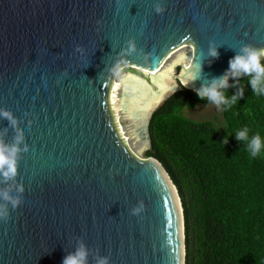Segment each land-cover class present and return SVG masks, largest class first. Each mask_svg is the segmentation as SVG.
Listing matches in <instances>:
<instances>
[{
    "label": "water",
    "instance_id": "obj_1",
    "mask_svg": "<svg viewBox=\"0 0 264 264\" xmlns=\"http://www.w3.org/2000/svg\"><path fill=\"white\" fill-rule=\"evenodd\" d=\"M187 45L167 91L146 80L162 98L132 115L145 150L166 100L264 49V0H0V146L18 149L16 175H0V264H62L81 247L85 264H186L177 187L123 139L112 92L120 68L160 72Z\"/></svg>",
    "mask_w": 264,
    "mask_h": 264
},
{
    "label": "trees",
    "instance_id": "obj_2",
    "mask_svg": "<svg viewBox=\"0 0 264 264\" xmlns=\"http://www.w3.org/2000/svg\"><path fill=\"white\" fill-rule=\"evenodd\" d=\"M251 78L231 77L219 89L237 97L221 104L220 123L185 114L212 103L190 89L172 95L152 119L147 157L158 159L177 187L186 264H264V148L255 157L249 149L256 134L264 145V95L254 93ZM245 128L247 139L238 140Z\"/></svg>",
    "mask_w": 264,
    "mask_h": 264
},
{
    "label": "clouds",
    "instance_id": "obj_3",
    "mask_svg": "<svg viewBox=\"0 0 264 264\" xmlns=\"http://www.w3.org/2000/svg\"><path fill=\"white\" fill-rule=\"evenodd\" d=\"M157 12L162 11L160 7H157ZM135 50L134 44L129 45V51ZM209 55L216 58L219 53L215 48L210 49ZM262 59H264V49H255L249 46H244L241 49V52L236 54L229 60V68L225 71V73L219 77L218 79H214L210 86L202 87L197 91V95L199 98L204 99L207 98L217 107L221 104L230 105L237 100L236 96H232L229 100L225 97V95L219 91V89H226L229 84V76L232 77L239 76L240 74H246L251 76L250 84L256 95H264V64L261 63ZM120 63L115 66V69H118ZM114 69V70H115ZM242 91L240 95H242ZM0 116L6 117L8 119H12L11 114L7 111H0ZM247 131L245 128L243 131H238L236 138L238 140L247 139ZM226 142V141H225ZM264 148L262 145L261 137L259 134H256L252 137L249 143V149L251 151V155L253 157L257 156ZM18 149L13 146L11 149L6 146H0V175H2L5 179L10 177H14L17 172L15 156ZM7 199V196H5ZM17 203L16 201L13 202ZM144 209L143 202L140 205L132 210L133 215H139ZM4 213L0 211V216ZM87 252L81 247L77 249L75 254H70L66 256L62 264H85ZM97 264H108L107 258H101Z\"/></svg>",
    "mask_w": 264,
    "mask_h": 264
},
{
    "label": "rangeland",
    "instance_id": "obj_4",
    "mask_svg": "<svg viewBox=\"0 0 264 264\" xmlns=\"http://www.w3.org/2000/svg\"><path fill=\"white\" fill-rule=\"evenodd\" d=\"M188 50H191V46L187 45L182 49L172 53L166 59L161 72L169 71L170 67L174 65L177 59L180 58L181 55L185 54ZM130 73H134L135 75L143 77L152 85L155 90H158V85L152 83V77L145 71L143 72L142 70H139L137 68L125 66L118 70L115 79L116 84L114 83V89L112 92V106L114 109L113 111L118 121V125L121 128V132L124 135V138L126 139V142L128 143L130 149L140 158L144 159L147 158L148 149L145 150V146L147 143L146 141L142 140L136 132L137 127L144 123V120H137L130 117L128 112L122 108L121 102L122 91L124 90L121 81L125 77V75L127 76ZM185 114L190 118L196 120H212L216 123H220L222 121L221 105L217 107L213 103L198 104L193 109H186ZM148 147L150 148V144H148Z\"/></svg>",
    "mask_w": 264,
    "mask_h": 264
},
{
    "label": "bare ground",
    "instance_id": "obj_5",
    "mask_svg": "<svg viewBox=\"0 0 264 264\" xmlns=\"http://www.w3.org/2000/svg\"><path fill=\"white\" fill-rule=\"evenodd\" d=\"M189 52H191V50ZM185 54L181 55V57L177 59L174 65L170 67L169 71L161 72V69L160 72L153 73L151 71L145 70V72L153 78L158 87L162 89V92L167 91L171 87L173 83L172 76L175 72L176 64L182 63L185 67L189 64V60L185 58ZM142 71L144 72V70ZM121 82L124 89L123 91L126 92V96L121 99V102L122 104H126V111L130 115V117H132L134 113H139L144 117L149 116L152 109L161 100L162 94H157L156 92L152 91L151 87L147 84L145 79H142V77L132 73L128 74L127 76L125 75ZM121 135L126 141L122 132ZM172 189L174 190V194L176 195L173 185Z\"/></svg>",
    "mask_w": 264,
    "mask_h": 264
}]
</instances>
